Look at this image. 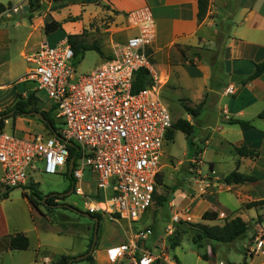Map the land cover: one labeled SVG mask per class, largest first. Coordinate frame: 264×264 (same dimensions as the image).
Wrapping results in <instances>:
<instances>
[{
  "label": "crops",
  "instance_id": "crops-1",
  "mask_svg": "<svg viewBox=\"0 0 264 264\" xmlns=\"http://www.w3.org/2000/svg\"><path fill=\"white\" fill-rule=\"evenodd\" d=\"M98 2L99 4L91 0H35L33 8H29L28 0H0V4L4 6L11 4V7H20L15 13H0V112L10 107L17 95L26 97L30 93H35L39 109L49 110L50 103L46 105L36 93V89L29 85L30 82L24 81L29 68L24 58L26 54L36 51L43 42L54 46L62 39H67L68 35H81L83 30L90 28L95 17L105 12L112 16L114 22L123 24L128 38L134 32L126 24V13L147 6L156 25V37L148 48V53L151 73L161 82L160 94L162 95V90H168L177 94L178 99H185L191 105L204 102L196 119L189 118L188 114L185 119L193 126L197 122L202 129H210L211 133L204 141L205 145L210 146L216 133H224L225 137L217 141L220 146H226L235 153L234 170L252 175L256 177V181L226 185L221 176L215 175L216 164L211 159L208 166L213 176L207 174L193 178L188 190L169 189L172 197L165 198L163 202L169 207L170 218L168 221L160 219L159 223L151 220L142 227H152V234L146 239L144 248L159 256L152 264H170L171 261L176 264H240L244 257L248 264H264V205L249 209L245 206L247 203L264 199V119L256 118L264 109V72L254 79H249L254 71V64L264 61V0H210L207 16L201 22L197 18V0ZM51 21L60 23V28L46 35L44 26ZM99 47L103 57L93 51L100 57L98 66L112 58L116 52L114 49ZM210 106L217 112L212 128L205 125V121L201 119L203 112ZM229 119L250 121L252 128L242 129L236 124H228ZM8 124L11 125V130L19 134L46 133L43 125L33 122L28 114L6 119L4 128ZM241 144L256 150L258 157L254 160L239 157L234 146ZM199 154L204 164V151ZM200 165L197 168L199 174L202 170ZM164 167L165 164H161V171ZM1 175L0 165V177ZM32 181L31 176L30 182ZM161 186L168 187L164 183ZM159 188L155 189L157 194ZM84 190L90 195L94 193L88 187ZM222 192L227 193L225 198L221 199L224 203L217 199ZM5 201L6 199H0V239L19 232L28 237L30 246V236L33 235L37 248H40L42 235L51 228L50 219L35 209L28 200L30 226L21 228L16 220L12 221ZM148 210L137 222L143 219ZM205 211L216 212L217 219L203 221L202 214ZM220 213L224 214L223 219L219 217ZM235 217H240L249 224L245 237L239 240L238 249L233 243H213L211 250L208 243L202 248H206L205 251L200 250L208 255V259L204 260L194 245L182 242L184 238L190 239L184 234L176 247L168 249V234L172 233L179 221L221 226L225 220ZM105 218L108 219L107 216ZM126 225L128 227L127 221ZM127 227L123 230L119 243L112 242L107 245L105 242L96 250V256L92 257L93 264H99V261L101 264H112L107 259L106 250L127 242L131 232ZM55 232L62 235L64 229L59 227ZM86 234L89 241V228H86ZM162 242L166 247L163 255L157 246ZM232 249L238 254H233ZM83 252L77 255L54 253L51 258L54 260L57 255L75 257ZM37 257L33 261L34 264H38ZM49 261L50 259L46 261L43 257L44 264H49ZM114 264H132V261L125 256Z\"/></svg>",
  "mask_w": 264,
  "mask_h": 264
},
{
  "label": "built area",
  "instance_id": "built-area-1",
  "mask_svg": "<svg viewBox=\"0 0 264 264\" xmlns=\"http://www.w3.org/2000/svg\"><path fill=\"white\" fill-rule=\"evenodd\" d=\"M19 8L5 12L15 13ZM125 19L133 35L112 58L88 73L76 74L67 39L54 46L43 42L25 55L29 68L24 81L45 92L49 109L54 108V116L63 126L55 130L59 138L0 130V188L30 190V184H36L30 177L38 163L44 174L51 175L62 173L73 158L71 188L85 199L86 212L102 214L114 222L125 219L131 231L127 242L107 248L108 261L114 264L128 256L132 264H152L159 256L144 248L152 229L134 230L131 224L152 205L166 134L173 121L161 98V82L151 73L148 48L156 37L152 13L142 6L128 11ZM141 69L149 72L151 84L134 92V77ZM67 142L75 145L72 157ZM86 169L96 181L92 195L83 188ZM219 217L223 219L224 214ZM157 246L163 255V242Z\"/></svg>",
  "mask_w": 264,
  "mask_h": 264
},
{
  "label": "rangeland",
  "instance_id": "rangeland-1",
  "mask_svg": "<svg viewBox=\"0 0 264 264\" xmlns=\"http://www.w3.org/2000/svg\"><path fill=\"white\" fill-rule=\"evenodd\" d=\"M91 1L94 2V0ZM81 33L82 40H85L87 44L95 42L105 49L109 48L110 50L114 49L115 51L122 46L124 41L127 39V32L124 29L123 24L114 22L112 16L108 15V12L95 17L90 25V28L83 30ZM99 59L100 57L93 51L86 53L81 63L75 66L76 74L81 75L92 71L98 67ZM29 85L33 88L36 87L33 83H29ZM36 93L46 105L50 103V100L47 98L44 91H36ZM161 96L173 122L179 118H186L187 113L184 106H197L191 105L185 99H178L177 94L169 92L168 90H162ZM216 116L217 112L215 108L210 106L203 112L201 119L203 122L205 121V125L212 128V126L215 125ZM190 117L191 116H189V118ZM32 120L37 124L39 123V121L34 117ZM198 124L199 123L196 122L194 125L195 127L193 129L192 136L190 137L191 144L187 143L185 134L180 131L174 132L173 140L165 142L163 148L164 153L161 158V164H165V167L162 171L160 170V175L158 176L160 185L157 187L159 188L163 183L168 187L163 188V186H161L159 188V193H156L157 198L155 200L153 199L152 205L150 206L148 212L144 215L143 219L137 223L131 224L134 230L142 229V227L145 224L150 223L151 220H154L156 223H159L160 219L168 221L170 218V210L167 203L163 202L162 205L159 206L156 200L159 197H172V194H169L170 188L174 189V191L177 188L188 190L191 187V180H193V178H199L207 174L211 175V171L208 166L211 164L209 163L211 159L216 164L214 167L216 176H221L223 178L225 175L234 170L233 164L235 153L230 151L226 146H220L217 141V139L225 137V134H222L221 132L216 133V136L212 140L210 146L205 145L204 141L208 138L211 131L210 129H202ZM55 125L57 128L63 126V124L57 120L55 121ZM4 129L8 132L12 131L10 124H8ZM202 151H204V164L199 158V153ZM199 165L202 169L201 174H199L197 170ZM37 167L38 170L31 173V176L33 181L36 183L34 186L39 190L40 195L42 196V204H39L38 210L50 219L51 223L49 224L52 226L50 225L51 228H49V230L42 235V240L40 242L41 245L39 244L40 248H37V241L33 235L30 236V246L26 252L8 251L5 250L2 244H0V264H34L33 261L37 256L38 264H44L43 257L50 259L49 264H56L55 259L53 260V258H51V255L54 253L77 255L87 249L88 238L86 228H89L91 232L93 221L85 216V214H87L84 206L86 203L85 199L72 192L71 194L61 197V199L63 198L62 200H55V203L60 206L49 207L51 211H48L47 204L43 203L44 198L52 194H67L72 187L71 180L68 176H65L60 172L51 175L44 174L40 163H38ZM57 170H59V168ZM211 176H213V174ZM86 187L95 192L96 181L94 179V175L87 169L84 171L83 178V188L85 189ZM3 190L4 189L0 188V195H2L3 192L8 191L5 204L8 207L9 214L12 216V221L14 222L16 220L18 226L21 228L22 226L29 227L30 217L27 213V202L30 190H25L19 187ZM226 195V192H222L218 195L217 199L221 203H224L221 199L225 198ZM61 204L70 205L76 209L77 212L71 211ZM155 210L157 212H155ZM100 215L101 222L100 227L97 230L96 246L93 254L91 255L92 257L96 256V250L105 242L107 245L112 242L119 243V240L122 237V232L127 227L125 219H120L118 223L112 220L110 221L108 217L107 218L109 220L106 219L102 214ZM59 227L64 229V234L59 235L55 232V230ZM186 227L187 226L184 227L185 232L189 231L188 227ZM172 233L168 236V238L172 236ZM184 235L188 238L191 237L190 232H187V234ZM182 242L185 244H192L197 249L191 239L184 238ZM239 242L240 241L237 240L233 243L237 249L239 248ZM168 249L170 250L172 248L168 245ZM205 249L206 248L201 250L205 251ZM232 252L233 254H238V252L235 253L233 249ZM72 264L90 263L85 259H82L74 260ZM99 264H101V261H99Z\"/></svg>",
  "mask_w": 264,
  "mask_h": 264
},
{
  "label": "trees",
  "instance_id": "trees-1",
  "mask_svg": "<svg viewBox=\"0 0 264 264\" xmlns=\"http://www.w3.org/2000/svg\"><path fill=\"white\" fill-rule=\"evenodd\" d=\"M67 1H71V0H67ZM94 1L97 4H99L98 0H94ZM28 3H29V8H32L35 3V0H28ZM209 4H210V0H197V5H198L197 18L199 22H201L207 16L209 10ZM9 8H11V4H8L6 6L0 4V13ZM59 28H60V23L51 21L44 26V33L48 35ZM67 42L69 43L73 51V61H72L73 66L80 64L81 61L84 59V54L88 51H95L99 56L103 57V52L101 48L95 43L92 44L84 43V41L82 40V34L68 35ZM263 72H264V61L254 64V71L250 75L249 79H254L260 76ZM149 84H151L149 72L147 70L141 69L135 74L132 89L134 92H137L138 90L143 89ZM37 100L38 99L36 98L35 93H30L26 97H23L20 94L17 95L13 104L10 107H8L6 110L0 112V116L3 117L0 122V130L4 128L6 119L8 118L15 119L17 116L27 115L31 112H39L44 117L45 122H41L39 120L38 121L43 125L47 134H51L48 125H51L55 130H57L58 128L55 125L56 118L54 116V111H53L54 108H50L47 111L41 110L37 107ZM203 105L204 102H201L196 107L184 106V108L188 115H190L193 119H196L200 115ZM11 111H13V114L8 115ZM33 117L34 116H31V118ZM256 118L264 119V109L257 114ZM227 123L236 124L242 129L252 128V123L250 121L229 119L227 120ZM193 129L194 126L191 122H189L186 119L179 118L172 123V128L166 134V140L167 141L173 140L174 132L180 131L183 134H185L187 143L191 144L190 137L192 136ZM68 149L70 152V156L72 157L75 151L71 147H69ZM234 149L239 157H248L253 160L258 157V152L256 150L250 149L248 146L244 144H241L239 146H234ZM64 175L67 176L66 174ZM254 181H256V177L252 175L239 173L237 170H233L232 172H230L229 174L225 175L222 178V182L226 185L232 183L243 184L246 182H254ZM158 185H160V181H158V177H157L156 187ZM29 189H30V194L28 196V200L35 209H38L39 204H42L41 203L42 196L40 195L39 190L33 184H30ZM7 195H8V191L3 192V194L0 195V199H6ZM156 198H157L156 191H154L153 199ZM57 199H61V198L56 197L54 195H49L45 198L43 203L47 204L48 211H51L49 207L57 206V204L55 203V200ZM156 201L158 202V205H162V202L165 201V198L159 197ZM61 205L65 206L64 204ZM263 205H264V199L256 202L247 203L245 206L246 208L249 209V208H257ZM89 215L98 218V229H99L101 222V215L98 213L92 215L89 214ZM216 219H217V213L214 211H205L202 214L203 221H215ZM185 226L188 227L189 231L187 232L188 233L190 232L191 234L190 239L196 245L197 249L199 250L200 257L204 260L208 259V255L206 252H201L200 250L204 247L205 244L209 243L211 250L213 249V243H221L227 245L232 244L237 240L243 239L249 228V224L244 222L240 217H235L230 220H225L221 226L220 225L209 226L202 223H189L185 221H179L174 226L172 236L168 238V245L170 248L176 247L182 240V235L187 234V232H185L184 229ZM149 228L152 229L151 226H149ZM93 229H94V222L92 223L91 235L88 241L87 249L80 255H83L90 250L93 240ZM0 244H2L5 250L8 251H25L29 248V239L25 234L18 232L14 234H9L1 238ZM54 258L56 264H68L69 260H72L73 263L75 257L66 256V255H57ZM85 260L88 261L90 264H93V259L91 254L88 255L85 258ZM227 264H235V263L228 262ZM240 264H248L245 257L243 258Z\"/></svg>",
  "mask_w": 264,
  "mask_h": 264
},
{
  "label": "water",
  "instance_id": "water-1",
  "mask_svg": "<svg viewBox=\"0 0 264 264\" xmlns=\"http://www.w3.org/2000/svg\"><path fill=\"white\" fill-rule=\"evenodd\" d=\"M10 113L12 114L13 111H11ZM28 115L34 116L37 120H39L41 122H45L44 117L39 112H31ZM2 118L3 117L0 116V122H1ZM48 128H49V131L51 132L52 135H54L55 137H58L59 138L57 132L55 131V129L51 125H48ZM67 145L70 146V147H75L74 143H72V142H67ZM72 166H73V158H70L68 164L65 165L63 167V169H62V173L63 174L64 173H67L68 178H70ZM72 191L73 190L71 188L70 191L67 194H52V195L61 198V197H64L65 195L71 194ZM44 200H45V198H44ZM57 206H60V205H57ZM65 207L68 208V209H70L71 211L77 212V210L74 209L73 207H71L70 205H65ZM85 216L88 217V218H90L94 222L93 240H92V244H91L90 250L87 253L83 254V255H80L78 257H75L74 260H82V259H85L88 255H90L93 252L94 246H95V243H96V239H97V229H98V218L97 217L90 216L89 214H85ZM71 263H72V260H69L68 261V264H71Z\"/></svg>",
  "mask_w": 264,
  "mask_h": 264
}]
</instances>
